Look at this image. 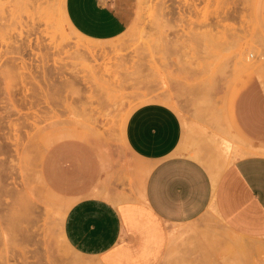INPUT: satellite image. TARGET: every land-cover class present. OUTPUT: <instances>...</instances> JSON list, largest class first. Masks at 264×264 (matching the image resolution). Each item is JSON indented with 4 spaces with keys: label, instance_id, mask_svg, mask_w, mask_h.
Wrapping results in <instances>:
<instances>
[{
    "label": "rangeland",
    "instance_id": "obj_1",
    "mask_svg": "<svg viewBox=\"0 0 264 264\" xmlns=\"http://www.w3.org/2000/svg\"><path fill=\"white\" fill-rule=\"evenodd\" d=\"M135 3L123 32L89 40L65 22L63 0H0V264H102L61 234L66 204L39 174L54 140L89 141L136 198L146 171L121 132L139 103L173 108L205 167L213 168L215 146L216 168L241 155L215 112L224 95L262 72L263 0ZM221 137L231 142L227 156ZM170 227L154 264H264V235L229 229L211 206Z\"/></svg>",
    "mask_w": 264,
    "mask_h": 264
},
{
    "label": "crops",
    "instance_id": "obj_2",
    "mask_svg": "<svg viewBox=\"0 0 264 264\" xmlns=\"http://www.w3.org/2000/svg\"><path fill=\"white\" fill-rule=\"evenodd\" d=\"M63 7L78 34L101 40L126 29L136 3L63 0ZM223 102L215 116L225 138L241 148L223 168H216L215 144V156L207 161L213 168L205 167L197 140L167 104L145 101L128 112L122 142L146 171L137 198L128 195L125 178L89 141L65 137L49 143L39 174L66 204L61 234L67 244L102 264H154L165 250L170 226L195 218L207 206L229 229L264 235V65L260 76L243 79ZM225 138L215 139L218 148L219 140L230 142Z\"/></svg>",
    "mask_w": 264,
    "mask_h": 264
},
{
    "label": "bare ground",
    "instance_id": "obj_3",
    "mask_svg": "<svg viewBox=\"0 0 264 264\" xmlns=\"http://www.w3.org/2000/svg\"><path fill=\"white\" fill-rule=\"evenodd\" d=\"M41 1V0H40ZM35 3H37V2H35ZM233 5V4H232ZM41 8H42V5L40 6ZM45 7V6H44ZM37 9H38V6H37ZM34 10V9H33ZM40 10V9H39ZM47 10V9H46ZM44 12H47V11H44ZM64 12V11H63ZM50 16V15H49ZM65 15L63 14V18H65L64 17ZM67 20H66V18H65V22H66ZM68 22V21H67ZM71 29H72V27H70ZM73 30V29H72ZM106 93H107V91H106ZM111 93V92H110ZM103 103V102H102ZM220 145H221V147H222V150H223V152L225 153V155L228 153V151H229V147H230V144L227 142V141H225V140H223V141H221L220 142Z\"/></svg>",
    "mask_w": 264,
    "mask_h": 264
}]
</instances>
